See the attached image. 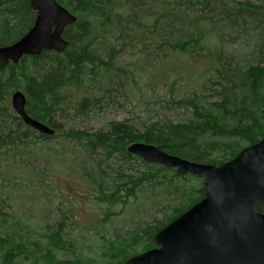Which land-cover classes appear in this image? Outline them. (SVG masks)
I'll list each match as a JSON object with an SVG mask.
<instances>
[{"label": "rangeland", "instance_id": "rangeland-1", "mask_svg": "<svg viewBox=\"0 0 264 264\" xmlns=\"http://www.w3.org/2000/svg\"><path fill=\"white\" fill-rule=\"evenodd\" d=\"M144 3L152 15L172 4L180 5L176 20L188 32L176 31L174 36L185 40L184 35L205 31L206 41L189 44L187 52L159 56L156 47L165 31L162 26L151 28L144 22V14L135 18L142 26L124 20L122 24L131 28L123 30L110 23L98 26V14L91 13L95 27L86 37L91 45L87 52L100 55V60L91 71L90 67L85 70L80 85L63 90V108L52 114L61 131L50 138L30 133L23 141L0 146V218H17V228L22 227L15 234L19 242L9 241L0 248V264H119V254L108 251L110 245L116 246L137 228L162 221L167 207L178 202L173 194H150L141 186L124 197L125 203L107 210L95 186L100 175L104 193L118 181L119 172L135 174L146 168L132 158H122L118 151L91 149L86 138L71 134L106 131L114 121H126L139 132L157 121H183L191 110L176 106L173 99L197 95L206 106H212L220 99L215 68L221 62L231 72L252 63L264 65V0H194L185 4L180 0H141V5ZM80 15L86 16V12ZM4 18L1 7L0 32ZM10 34L15 37L14 31ZM136 35L143 44L135 41ZM77 49L83 50L84 45L78 44ZM160 57L180 64L178 71L185 77L191 74L192 80L183 86L166 85L159 73ZM21 67L11 74L15 79L9 89L10 108L0 114L1 120L8 116L2 124L11 125V130L18 129L11 120L15 112L11 94L15 90L24 93ZM3 77L6 80V74ZM235 80L238 83L239 79ZM84 97L90 100V107L77 109ZM61 222L64 227L60 230ZM57 230L62 236L58 243L48 237ZM139 247L137 253L142 251Z\"/></svg>", "mask_w": 264, "mask_h": 264}, {"label": "trees", "instance_id": "trees-1", "mask_svg": "<svg viewBox=\"0 0 264 264\" xmlns=\"http://www.w3.org/2000/svg\"><path fill=\"white\" fill-rule=\"evenodd\" d=\"M58 1L77 16L76 21L69 25L63 33V36L68 40L66 49L62 53L45 50L39 56H23L18 63H9L0 70V114H5V108H10L8 105L9 89L15 79V76L12 77L11 74L22 64L19 76L25 82L23 90L26 95V112L31 117L50 125L55 132L61 130L60 126L52 119V114L64 103L63 90L80 85L85 70L90 67L89 71H91L100 60V55L87 52L91 45L86 43V37L90 36L95 27V24L93 25L90 20L92 12H96L99 16L98 26L103 27L110 23V26H121L123 30L131 28L126 27L127 23L122 24L124 20L129 23L135 22L136 26H142L141 23L135 21V18L136 15L144 14L143 18H146L144 22L148 23L151 28L158 29L162 26L165 31L162 39H159L161 40L160 44L156 47L158 50L156 54L159 56L160 54L170 56L172 52H187L189 44L206 41L207 32L205 31L199 35L193 33L184 35L183 37L187 38L185 40L174 36L176 31L186 28L176 20L180 11V5L177 4H172L157 15H152L147 9V4L141 5V0H70L69 4L63 0ZM180 1L185 4L194 0ZM201 1L209 2L211 0ZM1 7L5 18L4 27L0 32V45H4L19 38L31 27L36 11L31 8L29 0H0V10ZM84 12H86V16L80 15ZM128 30L131 31V29ZM12 31L15 32V37L11 36ZM183 32L188 31L184 30ZM135 38L136 42L143 44L140 36L136 35ZM78 44H83L84 49L76 50ZM110 58L112 57L110 56ZM160 60L159 73L162 80L165 81L164 83L169 87L172 88L179 84L183 86L192 80L191 74L185 77L178 71L180 64L164 61L163 57H160ZM227 67V64L221 62V66L215 68V81L220 82L221 87L220 99H217L212 106H206V101L197 95H183L179 99H173L176 106L187 107L191 110L188 119L177 123L170 120L157 121L147 126L144 132L137 131L126 121H114L107 125L108 130L106 131H98L93 134L87 132L71 134L79 139L86 138L91 149L101 147L108 153L118 151L122 158H132L146 168L135 174L119 172L118 181H115L110 190L104 193L102 185L104 179L100 175L95 186L98 187L102 195L99 199L104 200L107 210L117 203H125L124 197L128 193L138 191L141 186H145L150 194H173L174 201L178 202L175 206L167 207L162 221L155 225L146 224L143 229L140 226L139 231L137 228L129 233L116 246L110 245L111 249L108 251L115 250L114 252L119 254V264H123L129 256L136 254V249L139 246H142V251L151 247L153 245L151 236L200 200L205 193L201 178L190 174H180L174 168L145 162L126 151V146L130 142L151 143L168 153L177 154L190 160L220 164L234 157L241 148L264 136V65L252 63L242 69L235 68L233 72L229 71ZM210 72L212 71H207L206 74ZM4 74L7 76L6 80H4ZM96 74L97 72L92 73V75ZM235 79H239L238 83ZM222 83L225 86L221 85ZM234 87L236 88L233 92ZM239 93L242 95L239 96ZM3 103L6 104L2 108ZM77 106V109H83L85 106L90 107V100L84 97ZM14 113H12L14 119L10 118L16 121L18 129L11 130L9 129L12 127L11 125L2 124V122L8 121V116L3 120L0 118V146L8 141H23V138L31 135L30 133L45 138L51 137L24 124L21 117ZM121 190L124 191L121 192ZM257 209L264 212V203L260 204ZM5 216L6 218H0V233L4 235L0 238V248L9 241H18L15 234L22 230V227L17 228L16 226L19 224L17 218L12 219L10 216ZM60 224L59 229L61 230L64 223ZM22 226L24 228L26 225ZM9 230L12 232L8 233ZM48 237L55 240L56 243L60 242L62 238L61 232L58 230ZM143 240L145 242L139 245ZM108 251L107 255H109Z\"/></svg>", "mask_w": 264, "mask_h": 264}, {"label": "water", "instance_id": "water-1", "mask_svg": "<svg viewBox=\"0 0 264 264\" xmlns=\"http://www.w3.org/2000/svg\"><path fill=\"white\" fill-rule=\"evenodd\" d=\"M36 11L31 27L17 40L0 46V69L23 56L45 50L62 53L65 29L77 16L58 0H29ZM23 122L42 134L55 130L26 112L21 90L11 94ZM126 151L148 163L174 168L203 179L205 193L151 236L153 247L123 264H264V136L218 165L171 154L146 142L132 141Z\"/></svg>", "mask_w": 264, "mask_h": 264}]
</instances>
